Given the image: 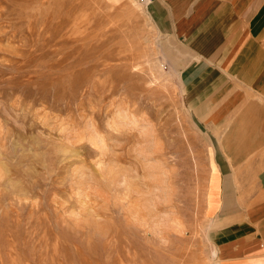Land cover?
<instances>
[{
  "label": "rangeland",
  "instance_id": "rangeland-1",
  "mask_svg": "<svg viewBox=\"0 0 264 264\" xmlns=\"http://www.w3.org/2000/svg\"><path fill=\"white\" fill-rule=\"evenodd\" d=\"M180 49L139 0H0V264H220L211 168L241 220L264 155L231 171Z\"/></svg>",
  "mask_w": 264,
  "mask_h": 264
},
{
  "label": "crops",
  "instance_id": "crops-1",
  "mask_svg": "<svg viewBox=\"0 0 264 264\" xmlns=\"http://www.w3.org/2000/svg\"><path fill=\"white\" fill-rule=\"evenodd\" d=\"M143 4L161 34L181 48L175 59L183 60L184 91L194 102L203 100L197 114L217 135L212 139L229 157L231 171L236 133L242 138L249 128L254 153L262 157L264 0H146ZM210 172L212 211L206 216L218 224L214 238L220 264H264V169L256 166L250 186L255 192L248 199L256 202L241 220L235 209L227 211L229 185L221 166L216 164ZM232 178L236 179L234 173ZM207 203L206 199L205 210Z\"/></svg>",
  "mask_w": 264,
  "mask_h": 264
},
{
  "label": "built area",
  "instance_id": "built-area-1",
  "mask_svg": "<svg viewBox=\"0 0 264 264\" xmlns=\"http://www.w3.org/2000/svg\"><path fill=\"white\" fill-rule=\"evenodd\" d=\"M139 1H141L142 3H144L146 0H139ZM148 1V0H147Z\"/></svg>",
  "mask_w": 264,
  "mask_h": 264
}]
</instances>
